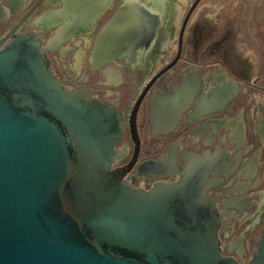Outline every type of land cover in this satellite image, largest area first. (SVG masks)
Listing matches in <instances>:
<instances>
[{
    "label": "flooded vegetation",
    "instance_id": "af4514ba",
    "mask_svg": "<svg viewBox=\"0 0 264 264\" xmlns=\"http://www.w3.org/2000/svg\"><path fill=\"white\" fill-rule=\"evenodd\" d=\"M206 1L0 0V43L34 34L67 92L122 114L113 169L144 190L192 176L220 216L223 255L249 264L264 225V67L255 75L240 52L264 53V15L246 31L230 3L212 16ZM119 17L105 39L126 45L99 63Z\"/></svg>",
    "mask_w": 264,
    "mask_h": 264
},
{
    "label": "water",
    "instance_id": "95a60500",
    "mask_svg": "<svg viewBox=\"0 0 264 264\" xmlns=\"http://www.w3.org/2000/svg\"><path fill=\"white\" fill-rule=\"evenodd\" d=\"M120 19L97 62L121 56L127 36L105 39ZM124 128L113 106L66 91L34 34L0 43V264H238L192 176L144 190L113 169ZM249 264H264V225Z\"/></svg>",
    "mask_w": 264,
    "mask_h": 264
},
{
    "label": "rangeland",
    "instance_id": "374dc122",
    "mask_svg": "<svg viewBox=\"0 0 264 264\" xmlns=\"http://www.w3.org/2000/svg\"><path fill=\"white\" fill-rule=\"evenodd\" d=\"M238 1H239L238 6H235L236 8H233L237 0H207L205 2L208 5L207 13L212 14V16H214L218 6L223 2L225 3L228 2L230 4L226 5L227 14L230 15L232 14L233 11L238 12L240 14L242 26L245 25V30L248 31L249 29L248 24H249V20L251 19V16L255 13L257 15L255 18L261 19V16L264 15V0H238ZM255 28L259 29L257 24H255ZM251 41L252 44H255L253 43L252 39ZM248 50L252 51V49H248ZM240 53H241V58L246 60V67H249L251 70H254V72H256L255 75H257V73L262 71L261 69H263L264 67L263 52L256 50L255 52H253V54L248 55V58H246L247 57L246 54H242L243 52ZM262 79H264L263 76Z\"/></svg>",
    "mask_w": 264,
    "mask_h": 264
}]
</instances>
